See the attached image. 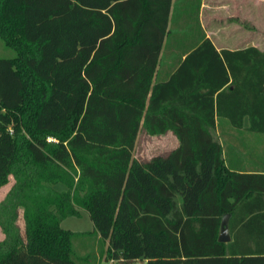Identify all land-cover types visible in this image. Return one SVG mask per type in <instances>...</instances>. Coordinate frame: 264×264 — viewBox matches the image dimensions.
I'll return each instance as SVG.
<instances>
[{"label":"trees","instance_id":"16d2710c","mask_svg":"<svg viewBox=\"0 0 264 264\" xmlns=\"http://www.w3.org/2000/svg\"><path fill=\"white\" fill-rule=\"evenodd\" d=\"M200 1L0 0V39L16 53L0 58V187L14 178L0 201V264H76L74 238L87 233L61 222L81 209L98 259L113 264H264V169L229 168L214 134L245 117L264 132V50L218 51L200 31L162 60L176 5L199 22ZM164 65L173 72L155 81ZM140 129L170 130L178 145L139 160ZM241 233L251 242L239 245Z\"/></svg>","mask_w":264,"mask_h":264},{"label":"rangeland","instance_id":"374dc122","mask_svg":"<svg viewBox=\"0 0 264 264\" xmlns=\"http://www.w3.org/2000/svg\"><path fill=\"white\" fill-rule=\"evenodd\" d=\"M214 1L219 4L220 8L217 10L219 11L217 19L213 20L211 19L213 15L211 13V7H214ZM224 1L225 0H205L206 5L204 6L202 14V22L211 34L210 39L218 46L222 42L227 44L226 26L229 22L221 17L227 14L226 7L221 6ZM246 1V7L253 17H251L249 21H245V26L249 31L252 42L264 46V3L257 5V0ZM179 6V4L176 5L174 14L171 15L169 21L170 33L162 51V60L164 62H176L177 55H179L185 47L189 46L190 43L196 41V38L199 36V32L201 31L196 11L190 8L187 12H185V14H182L181 11H178L180 10ZM178 13H181L183 16L180 18ZM236 22L238 24H243L242 21L236 20ZM188 37L191 38L188 39ZM15 56V51L4 45L3 41L0 39V58H11ZM236 131L237 132L225 131V129L223 130V127H219L217 130L218 133L214 132L215 136L223 142L222 147L224 150L226 164L228 166H233L236 162L249 163L251 160L261 162L264 158V132H251L247 129ZM174 145L175 138L171 133L164 136H150L145 133L144 130L140 129L133 152L137 159L146 161L155 155H167ZM13 183L14 178L13 176H10L8 183L5 186L0 187V201L4 199L8 189ZM54 188L57 191L65 190V186L62 183L54 185ZM80 212V217L69 216L61 222V227L65 229H70L75 233H87L84 237L80 236L74 238L73 245L76 256V264H113L110 263V261H105L103 257L101 260L98 259L101 248V240L93 233L94 226H92V222L87 211L81 209ZM18 224L20 227L23 226L21 217L18 220ZM3 238L4 235L0 229V240ZM87 256L92 260L87 262L85 260Z\"/></svg>","mask_w":264,"mask_h":264},{"label":"crops","instance_id":"0c3cea01","mask_svg":"<svg viewBox=\"0 0 264 264\" xmlns=\"http://www.w3.org/2000/svg\"><path fill=\"white\" fill-rule=\"evenodd\" d=\"M220 1V0H219ZM261 3H264L263 0H257V5H260ZM200 9H199V13H198V18H199V22H200V27H201V32L205 34L206 37H208L210 39L211 34L210 32L206 29L205 25L202 22V14H203V10H204V6L205 4V0H201L200 1ZM247 1L246 0H225L221 6L222 7H226L227 10V14H225L223 17L226 21H228L229 23L226 26V34H227V44H224L223 42L218 45H216L213 40V44L216 47V49L218 51L222 50L223 48L231 50V51H237V50H241V49H245L247 47L253 46L255 48H257L258 50L260 49L261 51L264 50V46H262L261 44H257V43H253L251 36L249 34V31L247 30L245 24H246V20H250L251 17H253L252 14H250V11L248 10V8L246 7ZM214 7H211V13L213 14L211 19H217V14L219 11L218 8L219 4L216 3L214 1ZM237 21H242L243 24H238ZM201 36V34H200ZM211 40V39H210ZM174 67L172 65H164V66H160L157 69V73L154 76L155 81H165L168 80L169 75L173 72ZM226 73L227 75L230 77V81L229 83H227V86L230 85L231 81H232V76L230 75V72L228 69H226ZM230 96H232L231 94H229ZM234 96H238V94H233ZM225 112L227 114L230 115H234L233 111L236 110L237 108V97H234V99L231 97L229 100V104L226 103L225 104ZM224 126H223V130L225 129V131H230V132H234V128L226 121L224 122ZM249 126V119L247 117L244 118L243 120V129H246ZM218 130V128H217ZM217 130L215 131L216 133ZM236 132V131H235ZM169 133L173 134L174 138H175V145L171 148H175L178 145V139L176 137V135L174 133H172V131H168L166 132V134L163 135H157V136H164V135H169ZM220 140V139H219ZM221 145L223 146V142L220 141ZM170 149V150H171ZM226 164V162H225ZM227 165V164H226ZM228 166V165H227ZM229 168L239 171V172H244V171H262V169H264V158L262 159V161L258 162L255 160H251L249 163H244V162H236L234 163L233 166H228ZM178 201L180 202V197H178ZM236 238L238 239L237 242H239V245H244L246 243H249L251 241H248V235L245 233H241L240 235H237ZM236 239V240H237ZM232 240V235L230 233V240L229 242H231ZM227 242V243H229ZM247 248V247H246Z\"/></svg>","mask_w":264,"mask_h":264},{"label":"water","instance_id":"95a60500","mask_svg":"<svg viewBox=\"0 0 264 264\" xmlns=\"http://www.w3.org/2000/svg\"><path fill=\"white\" fill-rule=\"evenodd\" d=\"M230 217V214L227 213V215H224L220 221V231L218 235V241L222 243H227L230 240V234H229V223L228 219Z\"/></svg>","mask_w":264,"mask_h":264},{"label":"built area","instance_id":"2783aa9c","mask_svg":"<svg viewBox=\"0 0 264 264\" xmlns=\"http://www.w3.org/2000/svg\"><path fill=\"white\" fill-rule=\"evenodd\" d=\"M110 263H112V261H110ZM131 264H148V262L145 258H139L133 261Z\"/></svg>","mask_w":264,"mask_h":264}]
</instances>
